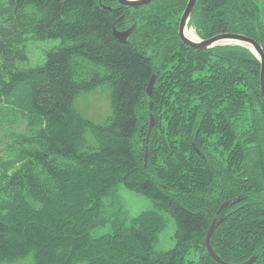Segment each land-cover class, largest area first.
I'll return each mask as SVG.
<instances>
[{"label":"trees","instance_id":"1","mask_svg":"<svg viewBox=\"0 0 264 264\" xmlns=\"http://www.w3.org/2000/svg\"><path fill=\"white\" fill-rule=\"evenodd\" d=\"M156 1L129 8L116 0H0V130L11 127L15 138L20 135L14 147V141L8 145L7 155L12 172L21 166L12 183L0 188V201L14 203L0 207V257L23 260L20 264L29 257L31 264H183L184 259L219 264L206 248L207 233L218 217L223 222L210 241L217 257L231 264L253 258V264H264L260 62L236 44L200 52L190 48L178 34L188 0ZM262 5L264 0H197L189 25L201 38L240 34L264 50ZM133 25L127 42L115 38L114 27L124 31ZM38 36L63 42L47 54L44 65L20 67L28 57L25 44L39 41ZM104 85L111 91L112 115L97 124L80 116L74 104L81 94ZM151 115L156 124L147 144ZM160 131H166L167 144L156 152L154 137ZM171 132H176L175 142ZM205 132L209 154L201 140ZM211 155L220 156L226 171L215 165L208 170L205 159ZM114 183L167 207L176 223L172 251L154 250L161 229L146 230L141 222L150 211L137 222L114 219L111 234L91 235L110 218L103 198ZM171 194L179 200H169ZM203 194H216V199ZM231 200L237 202L219 215L220 206ZM254 214L246 228L247 223L237 229Z\"/></svg>","mask_w":264,"mask_h":264},{"label":"rangeland","instance_id":"2","mask_svg":"<svg viewBox=\"0 0 264 264\" xmlns=\"http://www.w3.org/2000/svg\"><path fill=\"white\" fill-rule=\"evenodd\" d=\"M262 8L264 11V5H262ZM48 15H47V17H48ZM41 19H43V20L46 19V13H42ZM193 29L194 28L192 27V29L190 30L191 33H193V31H192ZM193 34H195V33H193ZM38 37L40 38L39 41H37V42L31 41L29 43L27 41V43L25 44V45H27V48H28V57L26 56V59H27L26 62L21 63L19 65L20 67L30 68V67H38V66L44 65L46 63V60H47V54H50L52 52V49H55V48L61 46V44L63 42L61 38H54V39L49 38L48 39V37L47 38H41L42 36H38ZM70 65L72 66V61H71ZM73 67H74V71H75V76H74L72 81H73L74 85L76 86V80H78L79 77L77 76L76 67L75 66H73ZM110 95H111L110 88L107 85H104L92 93L81 94L77 98V100L75 101L74 108L77 111V113L80 116H82L83 118L88 119V120H90L94 123H97V124H102L112 114ZM155 124H156V121H155ZM23 126L24 125H19L18 130H21L20 133L26 134V132L28 130H26V128L23 129ZM150 129L151 128L148 129L147 144L149 143L150 138H151L152 132H150ZM140 130H141L140 134L142 136L141 139H144L146 137L145 136V134H146L145 130L143 128H140ZM12 131H13V129L11 127H8V128L6 127L4 131L0 130V171H1V173H0V188L9 186L10 183H12V181H13V180L11 181V179L13 178L14 174L18 171V169L21 170V168H20L21 166L19 167V165H17V169L14 172H12L9 168V158H8L9 156L7 155V152H8L7 147L13 141L14 142H13L12 147H14L17 144L18 139L20 138V135H18L15 138L13 136ZM206 134L207 133L205 132V134L203 135L201 140L203 139L204 150L206 151L207 154H209L210 149L208 148V146L206 144L207 143ZM174 135H175L174 132H171L170 134H168V136L171 139V142H175ZM86 137L91 144H93V145L96 144V140L92 134L87 133ZM165 137H166V131L155 133L153 150H155L156 152L162 150V146L165 145V141H166ZM209 139L212 140L211 138H209ZM105 144L106 143H103V145H105ZM156 145H157V147H156ZM185 145H188V143H185ZM165 150L169 151L168 149H165ZM15 151H18V149H15ZM171 152H172V148L170 149L169 153H171ZM148 155H149V150L147 153L145 152V159L148 157ZM212 155H214V154H212ZM212 155L209 156L208 159H205L206 163H207L206 167L208 168V170L210 171L211 166L216 165L215 163L218 162V163H221L220 166L222 165V167H224V170L226 171L225 166H223V165H225V163L221 160L220 156L215 157ZM223 158H224V160H227L225 156H223ZM190 163L196 164V159H191ZM197 164H198V169L203 168V161L198 162ZM216 166H219V164ZM156 173H157V178H159L160 174H161V170L160 169L156 170ZM207 176H208V174L205 175V179L207 178ZM170 178H171V175H170ZM240 181H244V180L241 178ZM218 183H219V181L216 183L215 187H212V189L217 188ZM38 185H40L39 182H38ZM203 186H204V188L207 187L206 184H204ZM210 190L211 189H209V191ZM166 191H167V189H166ZM105 194L107 196L105 195V197L103 198V205L105 207L104 212L108 213L110 215V218L108 219L107 223H105L106 222V219H105V221L103 222L104 225H102L100 227H95L91 230V235L93 237H96V236L99 237V236H102L104 234L108 235V234L113 233V231H114L113 220L114 219H115V221H119L121 223L122 222L126 223V221L127 222L133 221L134 219H135L134 221L137 222V219L144 212L150 211L148 214H150L151 216H145V218H143L141 220V222L143 223V225L145 227L148 225V227H146V230L158 231L159 229H161L159 234L156 235L157 238L155 239V242H154L155 251L165 254V252H167V251L170 252V251H172V249H174L177 246V241L174 237L175 231H176V223H175L174 219L172 218V216L169 214V212H167V210L165 209L167 207L164 206L162 203L159 202L155 205L154 201H152L151 199H149L145 196L133 194V193L127 191L123 186H121L118 183H114V186ZM171 195L172 196H168L169 200H171V201H173L174 199L179 200V198L177 196H175V194H171ZM197 195L199 196V194H196V197H197ZM203 195L207 199H216L215 195L212 198L207 197L206 194H203ZM207 203L209 205V202H207ZM11 206H14V203L11 204L10 202L0 201V207L1 208H10ZM17 207L18 206H16L15 208H17ZM208 210L209 209H207V211ZM208 212H210V211H208ZM46 213L49 214V210H47ZM6 216H7V214H6ZM6 216H5V218H6ZM115 216H117V218ZM254 217H255V214L251 215V217L248 218V220L244 219L240 223L242 225L238 226L237 229H241V227H243L247 222V224L244 226L246 228L247 225L250 223L249 221H251ZM149 218H152L153 220H149L148 223H145ZM96 221H99V219H93L94 223H96ZM243 222H244V224H243ZM140 225H142V224L140 223ZM147 228H149V229H147ZM197 247L200 248V244L198 242H197ZM27 248L28 247L24 248L23 252H26ZM181 250L184 251V248L182 247ZM177 252H179V250H177ZM28 259L32 260V257H29ZM30 260L26 259L25 262L22 264H31ZM22 261L23 260L10 262L5 258L0 257V263L4 262L5 264H20ZM184 261L185 262L183 264H188L185 259H184ZM205 264H206V262H205Z\"/></svg>","mask_w":264,"mask_h":264},{"label":"water","instance_id":"3","mask_svg":"<svg viewBox=\"0 0 264 264\" xmlns=\"http://www.w3.org/2000/svg\"><path fill=\"white\" fill-rule=\"evenodd\" d=\"M123 6L126 7H139V6H143V5H148L149 3H151L153 0H118ZM197 0H188L186 9L180 19V25H179V37L181 38V40L183 41V43H185L186 45L200 50V51H206L212 47H216V46H224V45H229V44H237V45H241L244 46L248 49H250L251 51H253L260 63H261V76H260V83H261V91L262 94L264 96V50L262 49L261 45L255 41L254 39L247 37V36H243V35H238V34H222V35H218V36H214L211 37L209 39L206 40H196L194 38H191L188 36V30H187V26L190 20V16L196 6ZM134 30V27L129 29L128 31L125 32H117L116 30H113V34L115 36V38L117 40H119L122 43L127 42L128 37L131 35L132 31ZM155 81V77H152L151 81H150V87L148 89V93L151 94V89L153 86V83ZM154 127V124H152L150 132L152 130V128ZM236 200L233 201H229L227 203H225L224 205L221 206L219 214H221V212L225 209L230 208L234 203H236ZM220 221L218 219H215L213 221V224L211 225L209 231H208V235H207V247L209 252L211 253V255L220 263L222 264H228L223 262L222 260H220L213 252V250L211 249L210 246V239L214 233V231L216 230V228L219 226ZM254 261H250L249 263L246 264H252Z\"/></svg>","mask_w":264,"mask_h":264},{"label":"bare ground","instance_id":"4","mask_svg":"<svg viewBox=\"0 0 264 264\" xmlns=\"http://www.w3.org/2000/svg\"><path fill=\"white\" fill-rule=\"evenodd\" d=\"M117 1V0H116ZM156 1V0H155ZM165 1V0H164ZM96 2V1H95ZM157 2V1H156ZM97 3V2H96ZM204 3V2H203ZM159 4V3H158ZM153 5V4H152ZM160 5V4H159ZM201 5V4H200ZM201 7V6H200ZM141 8V7H140ZM138 10V9H137ZM136 10V11H137ZM164 11V10H163ZM203 12V11H202ZM201 12V13H202ZM255 12V11H254ZM194 13V12H193ZM196 13H197V11H196ZM130 14V13H129ZM141 14H143L142 13V11H141ZM151 15V14H150ZM164 15V14H163ZM205 15V14H204ZM171 18V17H170ZM143 19H144V17H143ZM194 19V18H193ZM155 20V19H154ZM157 21V20H156ZM162 21V20H161ZM195 21V20H194ZM143 27V26H142ZM159 27V26H158ZM139 30H141V28L139 29ZM137 31V30H136ZM152 31V30H151ZM158 31V30H157ZM138 32V31H137ZM172 32V31H171ZM209 32V31H208ZM218 32V31H217ZM194 33V32H193ZM193 33H191V32H189L188 33V36L189 37H191V38H194V39H196V37H195V35L193 34ZM211 33V32H210ZM141 34V33H140ZM151 34V33H150ZM209 34V33H208ZM153 35V34H152ZM211 37V36H210ZM161 39V38H160ZM150 40V39H149ZM158 40V39H157ZM174 40V39H173ZM155 41V40H154ZM160 41V40H159ZM153 42V41H152ZM150 43V42H149ZM148 43V44H149ZM173 43V42H172ZM150 44H152V43H150ZM167 44V43H166ZM170 44V43H169ZM168 47V46H167ZM154 48V47H153ZM181 48V47H180ZM186 48V47H185ZM191 48V47H190ZM151 49V48H150ZM157 49V48H156ZM146 50H147V48H146ZM178 50V49H177ZM183 50V49H182ZM191 50V49H190ZM159 51V50H158ZM167 51V50H166ZM178 51H180V49L178 50ZM168 52H169V50H168ZM192 52V51H191ZM200 52V51H199ZM221 52V51H220ZM226 52V51H225ZM190 53V52H189ZM194 53V52H193ZM221 53H223V52H221ZM213 58V57H212ZM226 58V57H225ZM218 60V59H217ZM216 61V60H215ZM231 62V61H230ZM163 75V74H162ZM207 75V74H206ZM246 82V81H245ZM191 86V85H190ZM175 93V92H174ZM166 95H168V94H166ZM170 96V95H169ZM168 97V96H167ZM172 97V96H171ZM180 97V96H179ZM183 99V98H182ZM167 101V100H166ZM195 101H193V103H194ZM197 103V102H196ZM199 104V103H198ZM171 105V104H170ZM177 105V104H176ZM171 108V107H170ZM229 110V109H228ZM150 111V110H149ZM175 111V109L173 110V112ZM173 114V113H172ZM235 114V113H234ZM234 114H233V116H234ZM231 116V115H230ZM177 117V116H176ZM228 117V116H227ZM174 119V118H173ZM170 120H172V119H170ZM173 121V120H172ZM175 121V120H174ZM179 122V121H178ZM228 122V121H227ZM226 122V123H227ZM225 123V124H226ZM230 123V122H229ZM228 123V124H229ZM220 124V123H219ZM222 124V123H221ZM180 126V125H179ZM178 127V126H177ZM222 127H224V126H222ZM164 128V127H163ZM182 128V127H181ZM185 129H187V128H185ZM231 129V128H230ZM175 130V129H174ZM178 130H179V128H178ZM236 130V129H235ZM226 131V130H225ZM160 132H162V131H160ZM178 132V131H177ZM233 132V131H232ZM176 133V132H175ZM186 133V132H185ZM231 133V132H230ZM153 134V133H152ZM170 134V133H169ZM179 134V133H178ZM224 134V133H223ZM161 135V134H160ZM177 135V134H176ZM230 135V134H229ZM243 135V134H242ZM182 136V135H181ZM180 136V137H181ZM166 138V137H165ZM182 138V137H181ZM184 138V137H183ZM232 138V137H231ZM244 138V137H243ZM163 139V138H162ZM175 139V138H174ZM241 139V138H240ZM178 140V139H177ZM159 141V140H158ZM170 141V140H169ZM178 141H180V140H178ZM177 143V142H176ZM181 143V142H180ZM179 143V144H180ZM156 144V143H155ZM167 144V143H166ZM165 144V145H166ZM159 145V144H158ZM153 146H154V144H153ZM160 146V145H159ZM158 146V147H159ZM170 146V145H169ZM156 147H157V145H156ZM239 148V147H238ZM160 149V148H159ZM134 151H136V150H134ZM234 152V151H233ZM142 153V152H141ZM145 153V152H144ZM33 154V153H32ZM137 154V153H136ZM143 156V155H142ZM151 156V155H150ZM30 163V162H29ZM39 163V162H38ZM240 163V162H239ZM31 164V163H30ZM221 164V163H220ZM41 165H42V163H41ZM44 165V164H43ZM27 166V165H26ZM216 166V165H215ZM220 166V165H219ZM222 166V165H221ZM232 166V165H231ZM45 167V166H44ZM32 168V167H31ZM48 168V167H47ZM46 168V169H47ZM222 168V167H221ZM25 169V168H24ZM218 169V168H217ZM235 169V168H234ZM29 170V169H28ZM210 170H211V168H210ZM214 170H215V168H214ZM238 170V169H237ZM44 171V170H43ZM49 171V170H48ZM212 171H213V169H212ZM216 171V170H215ZM218 171V170H217ZM209 173V172H208ZM222 173V172H221ZM23 174V173H22ZM30 175V174H29ZM36 175V174H35ZM40 176V175H39ZM214 176V175H213ZM217 177V176H216ZM25 178V177H24ZM32 178H33V176H32ZM12 179H14V178H12ZM29 181H30V179H29ZM41 181V180H40ZM54 181H55V178H54ZM222 181V180H221ZM28 183V182H27ZM34 183V182H33ZM9 184V183H8ZM219 184V183H218ZM24 185V184H23ZM220 185V184H219ZM12 186V185H11ZM16 186V185H15ZM26 186V185H25ZM248 186V185H247ZM17 187V186H16ZM28 187H29V185H28ZM221 186H219V188H220ZM224 187V186H223ZM218 188V187H217ZM7 189V188H6ZM11 189V188H10ZM221 189V188H220ZM223 189V188H222ZM12 191V190H11ZM22 191V190H21ZM226 191V190H225ZM248 191V190H247ZM20 192V191H19ZM31 193V192H30ZM167 193V192H166ZM15 194H17V193H15ZM29 194V193H28ZM234 194V193H233ZM34 195V194H33ZM216 195V194H215ZM211 196V195H210ZM224 196V195H223ZM26 197V196H25ZM38 197V196H37ZM212 197H214V196H212ZM215 198H216V196H215ZM218 199V198H217ZM210 200V199H209ZM221 200V199H220ZM219 199H218V201H220ZM198 202V201H197ZM208 204V203H207ZM217 204V203H216ZM215 204V205H216ZM219 205H220V203H219ZM246 206V205H245ZM12 207V206H11ZM16 207V206H15ZM202 207V206H201ZM240 207V206H239ZM242 207V206H241ZM210 208V207H209ZM247 208V207H246ZM14 210V209H13ZM230 210H232V209H230ZM246 210V209H245ZM248 211V210H247ZM18 212V211H17ZM237 213V212H236ZM249 213V212H248ZM238 215V214H237ZM248 215V214H247ZM235 219V218H234ZM135 220V219H134ZM133 220V221H134ZM145 221V220H144ZM260 221V220H259ZM134 222H136V221H134ZM231 222V221H230ZM247 223V222H246ZM143 224V223H142ZM222 225V224H221ZM142 226V225H141ZM140 226V227H141ZM146 227H148V225L146 226ZM142 229V228H141ZM142 231H143V229H142ZM142 233V232H141ZM215 233V232H214ZM151 237H153V236H151ZM150 237V238H151ZM182 238V237H181ZM180 238V239H181ZM184 239V238H183ZM178 241H179V239H178ZM252 244V243H251ZM246 250V249H245ZM186 252V251H185ZM232 252V251H231ZM236 252V251H235ZM168 254V253H167ZM236 254H237V252H236ZM166 255V254H165ZM248 255V254H247ZM185 256V255H184ZM248 258V257H247ZM182 261V260H181ZM242 264V263H241Z\"/></svg>","mask_w":264,"mask_h":264}]
</instances>
